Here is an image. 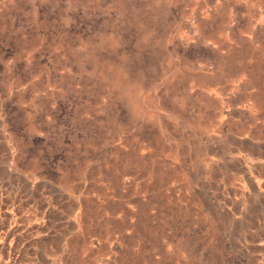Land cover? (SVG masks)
Segmentation results:
<instances>
[{
  "label": "rangeland",
  "instance_id": "1",
  "mask_svg": "<svg viewBox=\"0 0 264 264\" xmlns=\"http://www.w3.org/2000/svg\"><path fill=\"white\" fill-rule=\"evenodd\" d=\"M3 198L45 264H264V0H0Z\"/></svg>",
  "mask_w": 264,
  "mask_h": 264
},
{
  "label": "crops",
  "instance_id": "2",
  "mask_svg": "<svg viewBox=\"0 0 264 264\" xmlns=\"http://www.w3.org/2000/svg\"><path fill=\"white\" fill-rule=\"evenodd\" d=\"M33 202L38 206L35 212L42 210L44 212L43 202L37 203L35 200ZM19 213L27 215V208L21 209L16 202L0 199V255L2 256L0 264H45V259L40 256L38 248L43 239L39 227L37 225L27 227L25 224L13 225L12 216ZM29 251L30 254L36 253V255H28Z\"/></svg>",
  "mask_w": 264,
  "mask_h": 264
}]
</instances>
